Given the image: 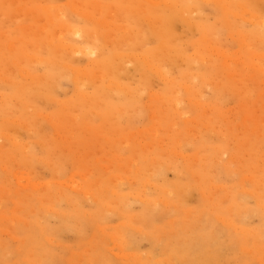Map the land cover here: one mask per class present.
I'll use <instances>...</instances> for the list:
<instances>
[{
  "label": "rangeland",
  "instance_id": "1",
  "mask_svg": "<svg viewBox=\"0 0 264 264\" xmlns=\"http://www.w3.org/2000/svg\"><path fill=\"white\" fill-rule=\"evenodd\" d=\"M179 1L0 0V264H264V0Z\"/></svg>",
  "mask_w": 264,
  "mask_h": 264
},
{
  "label": "bare ground",
  "instance_id": "2",
  "mask_svg": "<svg viewBox=\"0 0 264 264\" xmlns=\"http://www.w3.org/2000/svg\"><path fill=\"white\" fill-rule=\"evenodd\" d=\"M139 1H140V0H139ZM180 1H181V0H180ZM180 1H179V3H180ZM185 1H186V0H185ZM203 1H204V0H203ZM183 2H184V1H183ZM183 2L181 1V3H183ZM204 2H205V1H204ZM136 3H137V2H136ZM184 3H185V2H184ZM194 3H195V2H194ZM194 3H192V4H194ZM206 3H207V2H206ZM133 4H134V3H133ZM133 4H131V5H133ZM190 4H191V2H190ZM127 5H128V4H127ZM131 5H130V6H131ZM134 5H135V4H134ZM181 5H183V4H181ZM187 5H188V4H186V6H187ZM122 6H123V5H122ZM124 7H125V6H124ZM126 7H127V6H126ZM183 7H184V6H183ZM194 7H195V6H194ZM191 8H192V7H191ZM202 9H204V6L202 7ZM199 10L201 11V9H199ZM199 10H198V11H199ZM201 12H202V11H201ZM126 13H127V12H126ZM133 13H134V12H133ZM155 13H158V12H155ZM189 13H190V11H189ZM198 13L200 14V12H198ZM198 13H195V17H194L195 20L197 19L196 17H198V16H197ZM159 14H160V13H159ZM192 14H193V13H192ZM136 16H137V15H136ZM151 16H152V14H151ZM175 16H176V15H175ZM130 17H131V15H130ZM149 17H150V16H149ZM176 17H177V16H176ZM162 19H163V18H162ZM173 19H174V18H173ZM194 19H193V20H194ZM150 20H151V18H150ZM165 20H166V19H165ZM169 20H170V19H169ZM196 21H197V20H196ZM149 22H150V21H149ZM163 22H164V21H162V23H163ZM166 22H167V21H166ZM168 22H169V21H168ZM168 22H167V23H168ZM172 26H173V25H172ZM168 27H169V25H168ZM168 29H169V28H167L166 30H168ZM77 32H78V31H76V34L78 35L80 32H78V33H77ZM145 33H147V31H146ZM148 33H150V32L148 31ZM171 34H172V33H171ZM81 35H82V34H81ZM146 36H147V35H146ZM149 36H151V35L149 34ZM169 36H170V35H169ZM80 37H81V36H80ZM84 37H85V36H84ZM143 38H144V37H143ZM146 38H147V40L149 39V37H146ZM95 39H96V38H95ZM83 40H84V39H83ZM86 40H87V39H86ZM86 40H84V41H86ZM96 40H97V39H96ZM140 40H141V39H140ZM140 40H139V41H140ZM142 40H143V39H142ZM170 40H171V39H170ZM80 41H81V40H80ZM80 41H79V42H80ZM143 41H144V40H143ZM140 42H141V41H140ZM145 42H146V41H145ZM171 42H172V41H171ZM77 43H78V42H77ZM87 43H88V42H87ZM89 43H90V42H89ZM135 43H138V42H134L133 44L135 45ZM172 43H173V42H172ZM81 44H84V43L82 42ZM140 44H141V43H140ZM167 44H168V43H167ZM173 44H174V43H173ZM89 45H90V44H89ZM97 45H98V44H97ZM136 45H138V44H136ZM136 45H135V46H136ZM91 46H92V45H91ZM139 46H140V45H139ZM141 46H142V49H145L144 52H143V53H145L146 48H144V43H143V45H141ZM95 47H98V46H95ZM131 47H132V45L130 46V49H132ZM172 47H173V46H172ZM98 48H99V47H98ZM136 48H137V47H136ZM139 48H141V47H138V49H139ZM13 49H14V48H12V50H13ZM84 49H85V48H84ZM86 49H88V48H86ZM86 49H85V51H86ZM102 49H103V48H102ZM134 49H135V48H134ZM166 49H167V48H166ZM173 49H174V48H173ZM76 50H78V49L76 48ZM76 50H75V51H76ZM95 50H96V49H95ZM136 50H137V49H136ZM82 51H83V50H82ZM97 51H98V50H97ZM139 51H140V49H139ZM142 51H143V50H142ZM164 51H165V50H164ZM99 52H100V51H99ZM136 52H137V51H136ZM146 52H147V51H146ZM101 53H102V51H101ZM140 53H141V51H140ZM162 53H163V52L161 51V54H162ZM168 53H169V52H168ZM83 54H89V55H91V56H95L97 53H95L94 51H90L89 53H87V52L85 53V52H84ZM146 54H149V53H146ZM164 54H165V53H164ZM171 54H172V53H171ZM101 55H102V54H101ZM140 56H141V55H140ZM165 56H167V54H166ZM162 57H163V54H162ZM168 57H170V56H168ZM136 58H137V57H136ZM186 58H188V57H186ZM141 60H142V59H141ZM144 60H145V59H144ZM153 60H154V59H153ZM138 61H139V60H138ZM138 61H137V62H138ZM187 61H188V60H187ZM114 62H115V61H114ZM151 62H152V61H151ZM138 63H139V62H138ZM141 63H142V62H141ZM187 64H188V62H187ZM145 65H146V64H145ZM189 65H190V64H189ZM190 66H191V65H190ZM65 67H66V66H65ZM112 67H113V66H112ZM54 71H55V70H54ZM56 71H57V70H56ZM62 72H63V71H62ZM64 72H65V71H64ZM64 74H66V72H65ZM66 75H67V74H66ZM262 175H264V174H262ZM262 175H261V176H262ZM122 200H123V199H122ZM126 201H127V200H126ZM136 201H137V200H136ZM141 201H142V200H141ZM120 203H122V202H120ZM143 203H144V202H143ZM207 204H208V203H207ZM209 204H210V203H209ZM233 204H234V203H233ZM129 206H130V205H129ZM102 207H103V206H102ZM127 207H128V206H127ZM151 207H152V206H151ZM151 207H150V208H151ZM147 208H149V207H147ZM129 209H130V208H129ZM211 209H212V208H211ZM229 209H231V208L229 207ZM209 210H210V209H209ZM213 210H214V209H213ZM217 211H218V210H217ZM219 211H220V210H219ZM231 211H232V209H231ZM229 212H230V211H229ZM221 214H222V212H221ZM221 214H220V215H221ZM226 214L228 215L227 212H226ZM213 215H214V214H213ZM211 216H212V215H211ZM231 216H232V215H231ZM246 217H248V216H246ZM222 220H223V219H222ZM222 220H221V221H222ZM234 227H235V226H234ZM237 230H238V229H237ZM202 233H203V231H202ZM209 233H210V232H209ZM210 234H211V233H210ZM236 234H237V233H236ZM202 235H203V234H202ZM204 236H205V235H204ZM212 236H213V235H212ZM234 236H236V235H234ZM237 236H238V235H237ZM239 236H241V235L239 234ZM231 237H232V236H231ZM214 238L217 239L218 237H216V235H215ZM225 238H226V237H225ZM195 239H196V238H195ZM215 239H214V241H215ZM231 239H232V238H231ZM244 239H245V238H244ZM210 240H211V239H210ZM242 240H243V239H242ZM242 240H241V241H242ZM207 241H208V240H207ZM212 241H213V239H212ZM220 241H221V240H220ZM193 242L195 243L194 240H193ZM194 243H193V244H194ZM251 243H252V242H251ZM253 243H254V242H253ZM205 244H206V243H205ZM212 244H213V243H211L210 245L212 246ZM224 244H225V242H224ZM246 244H247V243H246ZM244 245H245V244H244ZM254 245H256V244H254ZM259 245H260V244H259ZM192 246H193V245H192ZM214 246H215V245H214ZM203 247H204V246H203ZM215 247H216V246H215ZM217 247H219V246H217ZM220 247H221V245H220ZM257 247H258V246H257ZM261 247H262V246L260 245L259 248H261ZM194 248H195V247H194ZM200 248H201V247H200ZM200 248H199V249H200ZM206 248H207V247H206ZM210 248H211V247H210ZM221 248H222V247H221ZM224 248H225V247H224ZM199 249H198V250H199ZM202 250H203V249H202ZM204 250H205V249H204ZM207 250H208V249H207ZM217 250H218V249H217ZM225 250H226V248H225ZM259 250H260V249H259ZM194 251H195V249H194ZM210 251H211V249H210ZM214 251H215V250H214ZM215 252H216V251H215ZM219 252H220V250H219ZM205 253H206V250H205ZM205 253H204V255L206 256ZM208 253H209V252H208ZM196 254H197V253H196ZM211 254H212V251L210 252V255H211ZM249 254H250V253H249ZM189 255H190V254H189ZM198 255H199V254H198ZM201 255H202V254H201ZM204 255H202V256L204 257ZM208 255H209V254H208ZM208 255H207V256H208ZM210 255H209V256H210ZM212 255H213V254H212ZM214 255H215V254H214ZM251 255H252V254H251ZM177 256H178V255H177ZM186 257H187V255H186ZM183 258H184V257H183ZM183 258H182V259H183ZM188 258H189V257H188ZM190 258H191V257H190ZM196 258H197V257H196ZM207 258H209V257H207ZM207 258H206V259H207ZM199 259L201 260L200 255H199ZM203 259H204V258H203ZM192 260H193V259H192ZM184 261H185V260H184ZM201 261H202V260H201ZM248 261H249V260H248ZM198 262H199V261H198ZM203 262H204V260H203ZM208 262H209V260H208ZM249 262H250V261H249ZM244 263H245V262H243V264H244ZM190 264H191V263H190ZM199 264H200V263H199Z\"/></svg>",
  "mask_w": 264,
  "mask_h": 264
}]
</instances>
